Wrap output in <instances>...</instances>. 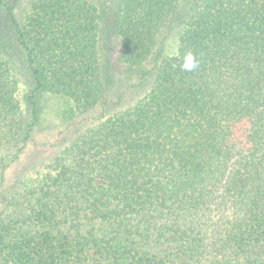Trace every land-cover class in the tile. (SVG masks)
<instances>
[{"label": "trees", "instance_id": "16d2710c", "mask_svg": "<svg viewBox=\"0 0 264 264\" xmlns=\"http://www.w3.org/2000/svg\"><path fill=\"white\" fill-rule=\"evenodd\" d=\"M14 5L0 0V264H264V0H31L21 21ZM153 51L146 91L108 109L113 78ZM43 92L68 102L64 124L102 113L4 194Z\"/></svg>", "mask_w": 264, "mask_h": 264}, {"label": "rangeland", "instance_id": "374dc122", "mask_svg": "<svg viewBox=\"0 0 264 264\" xmlns=\"http://www.w3.org/2000/svg\"><path fill=\"white\" fill-rule=\"evenodd\" d=\"M7 4L13 0H1ZM31 0H14L13 13L18 21H21L27 13L29 2ZM97 4L98 7L111 6L115 0H90ZM179 29L176 27L167 34V37L155 47L163 55H170L176 48V34ZM20 50L15 48L10 51V62L13 71L17 76V100L21 108L29 114L28 96L33 83L24 62ZM153 51L147 59L138 67L132 68L127 74L116 75L107 92V108L114 107V103L119 101L118 107L125 106L133 97L140 95L149 86L151 74H141L152 68L154 64ZM68 102L59 95L48 92L40 93L38 97L37 116L38 124L35 126L31 138L26 143L19 159L12 163L8 168L3 182L1 192L6 194L7 191L21 178L24 174L41 171L43 164L53 156L57 148L66 142L71 133L87 123L93 122L102 113L100 107L93 108L84 117L78 116L69 124H64L60 120L62 112L67 111Z\"/></svg>", "mask_w": 264, "mask_h": 264}, {"label": "clouds", "instance_id": "9594fccd", "mask_svg": "<svg viewBox=\"0 0 264 264\" xmlns=\"http://www.w3.org/2000/svg\"><path fill=\"white\" fill-rule=\"evenodd\" d=\"M197 66V62L195 57L192 55L191 52L185 54L183 58L182 67L185 71H192Z\"/></svg>", "mask_w": 264, "mask_h": 264}]
</instances>
